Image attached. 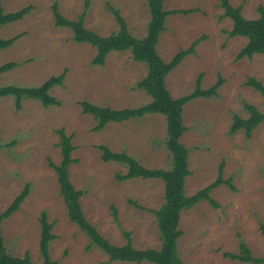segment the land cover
<instances>
[{
	"label": "rangeland",
	"instance_id": "rangeland-1",
	"mask_svg": "<svg viewBox=\"0 0 264 264\" xmlns=\"http://www.w3.org/2000/svg\"><path fill=\"white\" fill-rule=\"evenodd\" d=\"M241 7L245 19H256L264 0H228ZM62 17L76 20L82 13L87 30L106 37L118 31L111 12L117 10L128 32L141 39L146 35L150 14L145 0H1L5 13L30 7L21 20L0 27V38L19 36L0 51V66L14 63L0 73V87H38L51 77L64 73L61 85L49 94L59 105L43 107L35 99H22L15 108L12 96L0 97V213H3L27 184L28 195L9 218L1 222L5 249L13 257L29 256L41 264L39 250L40 215L53 223L54 239L48 255L56 264H136L109 261L89 238L69 221L60 195L55 171L58 165L59 130L70 136L73 146L68 168L69 179L80 199L87 222L111 245L122 247L129 235L135 250H159L157 220L151 211L164 203V184L159 179L139 178L118 181L127 168L100 159L99 145L115 153L124 152L147 169H169L171 156L165 147L166 121L159 114H148L122 123L110 122L93 131L96 122L83 114L82 101L115 110L137 108L151 101L135 88L147 74V66L133 60L130 51H110L103 65H93L95 47L75 43L72 31L54 24L52 5ZM164 10H189L165 20L156 50L168 62L179 50L205 38L165 79L173 98L191 93L198 75L200 86L208 89L219 77L222 84L215 96L197 98L183 107L186 130L180 142L188 149L186 196L194 195L217 178L222 163L221 184L210 192L218 204L212 208L200 201L180 213L177 254L184 264H251L230 260L223 253L237 254L243 242L255 258H264V121L249 139L242 130L228 135L233 116L248 117L244 104L264 112V97L245 85L253 78L264 86V60L255 54L236 59L247 39L229 38L232 22L223 18L220 0H164ZM115 212V217L114 213ZM139 264H151L141 262Z\"/></svg>",
	"mask_w": 264,
	"mask_h": 264
},
{
	"label": "trees",
	"instance_id": "trees-1",
	"mask_svg": "<svg viewBox=\"0 0 264 264\" xmlns=\"http://www.w3.org/2000/svg\"><path fill=\"white\" fill-rule=\"evenodd\" d=\"M145 1L150 14V21L147 26L146 35L141 39L133 37L128 32L125 20L119 15L117 10L112 8L110 10L118 24V31L106 37L100 36L84 27V13L79 15L76 20H67L60 15L56 3L52 5V12L55 26L69 28L72 31L73 42L78 44L87 43L95 47L96 55L92 60L93 65H103L110 51H130L134 61L142 62L147 66L146 76L136 83L135 88L144 91L150 96L151 101L149 103L137 108H124L120 110L100 107L87 101H82L79 105L83 114H89L95 120L96 124L92 129L95 132L100 131L110 122L122 123L130 119L142 118L148 114H159L165 117V147L171 156L169 169H147L124 152H112L104 145L97 147L100 151V159L103 162L113 161L127 168L125 174L116 176L118 181L139 178L142 180L159 179L163 182L164 203L158 210L151 211L157 220L161 241L160 249L135 250L131 245L128 234H125L127 243L124 246H113L87 222L80 204L83 192L73 187L68 174V168L74 162L71 158L74 148L70 143V136H66L62 130L58 132L62 155L61 161L58 165L49 163V166L56 173L60 195L63 199L69 221L74 223L89 238L92 245L104 252L110 262L121 261L139 264L145 261L151 264H184L177 254L176 247L177 240L183 234L178 228L180 213L191 209L200 201H206L212 208H217L218 204L210 197V192L221 184L230 186V179H222L223 165L220 163L217 170V178L213 183L199 190L194 195H185L184 182L190 175V171L188 170L189 151L180 142V138L186 130L182 118L183 107L197 98L206 99L215 96L216 91L222 84V78L219 77L210 88L202 89L200 86L202 75H198L195 88L191 93L179 98H173L165 84L166 76L187 55L195 53L196 46L205 37L201 36L199 39L194 40L187 49L179 50L168 62L160 58L156 46L160 34L165 30V20L169 15L178 13L188 15L198 10L166 11L163 7L164 0ZM220 5L223 9L222 17L228 18L232 22V28L227 32V36L229 38L240 36L247 39L246 45L238 52L236 59L250 58L258 54L264 60V6L257 8L258 17L256 19H245L241 15V7H232L228 0H220ZM28 11H30L29 6L13 13H5L0 0V27L21 20ZM18 38L19 36L10 39L0 38V51L11 46ZM14 65V63H6L0 66V73L8 72ZM63 77L64 73H61L60 76L51 77L38 87L1 86L0 97L12 96L16 109H20L22 99L38 100L43 107L59 105V102L49 94V91L53 86L61 85ZM245 85L251 87L264 97V86L261 82L248 78ZM244 109L247 111L248 117L242 119L238 116H233L227 132L228 135L242 130L245 137L249 139L253 130L264 121V112H259L254 106L248 104H244ZM230 187L232 188V186ZM28 192L29 187L26 184L12 204L3 213H0V264H35L30 261L28 254H25L23 257L9 255L5 249L1 231V222L18 210L19 205L28 195ZM113 213L115 217L114 210ZM39 222L41 227L39 250L43 258L41 264H56L50 260L48 255V244L54 239V235L51 233L53 223L47 221L45 213H41ZM261 229L264 235V228L261 227ZM222 255L224 258L242 263L264 264V258L253 257L243 242H240L237 254L223 253Z\"/></svg>",
	"mask_w": 264,
	"mask_h": 264
}]
</instances>
